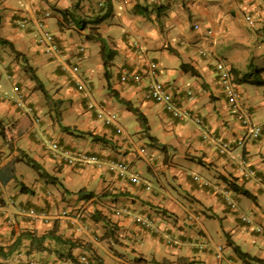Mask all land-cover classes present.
Returning <instances> with one entry per match:
<instances>
[{
	"label": "crops",
	"instance_id": "1",
	"mask_svg": "<svg viewBox=\"0 0 264 264\" xmlns=\"http://www.w3.org/2000/svg\"><path fill=\"white\" fill-rule=\"evenodd\" d=\"M72 2L0 0V38L24 56L45 91L43 95L31 81L21 90L24 102L39 117L34 122L22 109L15 108L16 97L10 96L7 88L0 90V210L12 219L8 226L0 216V246L11 245L21 231L42 235L53 228L60 238L89 245L96 256L103 258L97 236L112 230L123 243V252L155 264H226L224 259L215 258L214 251L221 246L224 256H233L226 238L241 252L260 260H237L236 264H264V86L252 85L249 79L239 83L242 103L251 123L261 126L262 136L242 149L219 155L214 139L232 140L243 133V128L228 110L211 65L198 55L200 48H208L218 57L224 51V59L234 72L242 75L254 65V70H249H260L264 79V28L256 32L261 0H156L153 4L148 0H120L117 23L107 26L111 31H116L115 25L123 28L114 38L102 36L105 19L93 21L101 13L90 0L80 4L83 14L79 16L86 27L72 21L76 18L69 15ZM114 2L110 0L107 18L115 13ZM134 5L145 7L146 16L134 13ZM46 13L45 27L47 20L55 17L57 29L53 34L59 55L44 53L35 41L24 45L13 32L36 31L32 24L25 30L16 28L14 18L23 16L33 22ZM246 15L253 20L251 26L246 23ZM194 23L213 30L215 45H209L202 32L192 30ZM92 28L117 51L107 82L99 43L86 38ZM133 41L142 54L132 52L129 44ZM79 47L84 48V54L77 55ZM4 48L0 45V74L3 71L11 85L18 84L19 62L9 64L1 59ZM119 54L123 60L116 59ZM144 60L157 63L154 80L170 83L181 92L190 118H172L161 106L143 98L142 86L119 82L122 66L139 69ZM73 63L81 70L83 91L76 89L69 73ZM148 80L145 78L143 84ZM188 90L190 98L184 95ZM86 103L115 113L114 126L105 125L88 112ZM127 106L143 115L145 129ZM194 116L201 119L202 125L195 123ZM52 142L60 147L58 152L49 149ZM63 151L93 154L103 162L69 166ZM25 157L56 182L40 178L25 163ZM117 161L126 165L122 176L109 169V163ZM131 177L138 182H132ZM228 181L248 191L254 200L226 190ZM21 185L31 193H22ZM79 190L94 196L80 200L76 195ZM45 192L52 193L51 200L46 199ZM9 201L51 215H67L43 224L17 216L16 207ZM229 202L235 204V210ZM136 218L146 219L148 228L141 227ZM103 239L111 243L110 238ZM45 244L55 247L53 241ZM26 245L25 241L8 258H0V264H17V258L32 256L54 257L45 252L27 255ZM71 253L76 256L86 251L79 246Z\"/></svg>",
	"mask_w": 264,
	"mask_h": 264
},
{
	"label": "built area",
	"instance_id": "2",
	"mask_svg": "<svg viewBox=\"0 0 264 264\" xmlns=\"http://www.w3.org/2000/svg\"><path fill=\"white\" fill-rule=\"evenodd\" d=\"M149 1L155 2V0H149ZM191 1L195 2L197 0H191ZM98 5L101 6V2H99ZM47 16L48 14L46 13L42 17L34 21L35 28L39 32L37 38V44L42 46V50L44 53L56 55L58 54V47L55 42L54 35L48 32L44 28V20ZM245 20L248 25L253 24V20L250 18V16H246ZM14 23L19 29H26L29 26V20L25 17L15 20ZM193 30L196 32H202L203 38H206L211 46L215 44L214 33L211 29L204 28L201 31L200 26L198 24H194ZM131 46L134 49H138L136 42H132ZM79 52H82V49H79ZM198 54L200 57L204 58L207 62H209V64L212 66L216 83L219 86L220 91L226 100V105L228 110L235 116V118L240 123H242L244 127L243 134L238 138L229 141L222 140L219 138L216 139L215 143L217 145L218 153L220 155H224L233 148H242L246 144L258 140L261 134V128L259 126H255L250 123L249 113L242 104L241 95L236 83L234 82L231 66L229 65V63L225 61L223 58L215 56L207 48H200L198 50ZM70 71L73 74V78L75 80L77 89L82 90L84 85L80 81V78L82 77V73L79 70L78 66L73 65ZM156 71H157V65L153 61H144L139 69L122 67L119 74V82L121 84L141 85V83L145 78H149L150 80L142 86L143 98L146 101H150L154 104L161 106L162 109L165 112L169 113L173 118L176 119L190 118L191 117L190 112L183 104V100L181 99L180 96V91L174 89L173 86L169 83L159 82L154 80L153 78L154 75L156 74ZM13 90L18 94V98L16 100V106L17 107L24 106L25 112L32 117V120L34 122H36L37 118L33 116L32 108L24 104L22 96L19 95L20 93L18 87L14 86ZM185 95L188 98H190L191 92L187 91ZM86 109L89 112H93L95 116L98 119L102 120V122L105 125H113L114 122L116 121V114L107 111L102 106H96L92 103H87ZM193 119L196 124H201V120L196 116H194ZM50 148L53 151L59 150V147L56 143H52L50 145ZM141 152H143L142 149ZM63 155H64L63 157L64 160L69 165L72 166L75 165L81 166L88 163L100 165L101 161L103 162V160L100 159L99 157L93 154H87L83 152L70 153L68 151H63ZM109 169L117 170L119 175L121 176L124 175L127 171L126 165L122 161L110 162ZM130 179L134 183L138 182L136 177H131ZM18 213L21 216L31 217V218L38 216L44 219L45 222L48 220V216L46 214L41 213L40 215H37L32 209L19 208ZM242 220L245 221L244 218H242ZM10 222L11 221L8 219L7 223ZM141 223L144 224V222ZM216 257L221 258L220 247H218L216 250ZM80 262L83 264H88L85 257H81ZM21 264H59V263L57 261H39L36 259H28L23 261Z\"/></svg>",
	"mask_w": 264,
	"mask_h": 264
},
{
	"label": "trees",
	"instance_id": "3",
	"mask_svg": "<svg viewBox=\"0 0 264 264\" xmlns=\"http://www.w3.org/2000/svg\"><path fill=\"white\" fill-rule=\"evenodd\" d=\"M101 6L97 8V13H101L100 15H96L93 21L95 23L100 22L101 20H104L107 18L111 12V3L110 0H101ZM264 3V0H261ZM83 2V0H73L72 2V9L76 11V9L80 8V4ZM153 4V3H152ZM96 9V8H95ZM132 11L134 13H139L141 15L146 16V8L145 7H140L138 5H134L132 8ZM67 14H64L66 16ZM65 17H63L64 19ZM0 20H1V15H0ZM77 25L84 27V22L82 19H76L74 21ZM86 38L88 40H95L96 42L99 43V56L100 60L102 62V68H103V77L106 80V82L109 79V68L111 66L112 60L115 58L117 55V51L110 47L107 42L99 35V33L96 32L95 29H91L90 32L86 35ZM0 45L8 47L11 52H13L14 57H18L23 63V72L29 75V79L35 84V88L38 89L43 95H45V91L42 87L41 82L39 79L36 77V75L33 72V69L28 65V62L25 60L24 56L13 50L12 44L5 40L0 38ZM182 69H185L184 65H181ZM260 70H255L251 71L249 70V66L247 67L246 72L242 73V75H239L237 72H234V77H235V82L238 84L242 82L245 79H249V83L252 85L256 86H264V79L260 76ZM124 103V102H123ZM129 111L135 115L137 121L139 124L142 126L143 129H145V118L143 115L137 111L134 108H131L127 106ZM95 140H100L99 138H95ZM25 163L28 164L33 170L36 171L38 176L40 178H43L46 182L54 184L56 182V179L54 177H51L44 173L40 166L32 161L31 159L25 157ZM228 189L234 193L240 194L243 197H246L250 200H254L253 196L243 189L241 186L236 185L235 183L228 181L226 183ZM20 191L22 193H31L29 189L26 187L22 186L20 187ZM76 195L78 196V199L80 200H90L93 198V193L91 192H83L82 190H79L76 192ZM114 232L112 230L105 231L104 234L102 235L103 238H110L112 239ZM27 242V249L25 251V254L30 255L32 252L35 253H47V254H52L54 259L59 260L63 262L64 264H79L78 262V256H73L71 251L74 247H79L85 249V251L88 253V255L91 258L96 259V264H105L104 261H102L100 258L96 257L92 249L89 247V245H84V244H79L75 243L72 241H66L65 239L60 238L55 234V229H51L50 231L43 233L42 235H37L36 231H31V230H24L19 233V235L16 237V239L13 241L11 245L8 247L4 248L0 246V258L1 259H6L10 255L14 253V251L18 250L19 247H22L23 242ZM48 241H53L55 244V247L51 248L45 243ZM226 244L231 248L233 256L231 258H234V260H239L242 262H247V261H252V262H260L259 259L255 257H251L248 254L241 252L239 248L235 245H233L229 240L226 238ZM67 246L66 251L62 250V247ZM135 262H139L138 259Z\"/></svg>",
	"mask_w": 264,
	"mask_h": 264
},
{
	"label": "rangeland",
	"instance_id": "4",
	"mask_svg": "<svg viewBox=\"0 0 264 264\" xmlns=\"http://www.w3.org/2000/svg\"><path fill=\"white\" fill-rule=\"evenodd\" d=\"M90 2H91V5L94 7V9L96 8V10H97L96 0H90ZM119 3H120V0H115V2H114V8H115L114 15L112 17H110V18H105L104 22L102 23V26L104 28L100 32H101L102 36H104V38H107V35L110 36L111 38H114V36H115L114 34L120 35L122 33V31H123V28H121V27L119 28V26H117V25H115L116 26V31H111L110 29L107 28V26L117 23L118 8H121V5ZM260 3H262L261 4L262 6L260 7V10H261L262 14H259V16L257 17L258 18V24L260 25V27L258 29H256V32H259L261 28H264V3L262 1ZM81 10H82V8H79V9H76V11L74 12V10L72 9V12H70L69 15H71V16L76 15V18L72 19V21H75L76 19H81L80 16H79L80 15L79 13L83 14V12ZM0 11H1V9H0ZM13 15L16 16L17 13H14ZM84 17L86 18L88 16H84ZM72 21H68V23H70ZM83 21H85V20H83ZM86 24L87 23L84 22V26L85 27H86ZM46 29L49 32H52V33L56 31L57 25H56V22H55V17H50L47 20ZM13 32H14L15 35L19 36L21 42L24 41V45H28L30 43H33L34 41H35V43H37V38H38L37 31H32L31 33H23L20 30H16V31H13ZM4 50L5 51H3V55L1 57V59H7V61H9V64H11L14 60L19 62L20 59L18 57H16V58L14 57L13 52H11L12 50H10L8 47H5ZM218 55L223 57V58H224V56H226L224 51H221L220 53H218ZM122 58H123V56L121 54H119L116 57V59H122ZM22 65H23V63L20 61L18 63V68H17V72L19 73V75H18L19 78H18V82H17L18 84L17 85L20 87L21 90L25 89V84H26L27 81H31L29 79V75L26 74L25 72H23V70H22L23 66ZM256 65L257 66H262L260 63H256ZM253 66L249 65V68L254 70ZM33 72H34V70H33ZM109 73H110V71H109ZM3 87L7 88L8 93H9L10 96L16 97L15 92H13V90H12L13 84L11 85V81L7 79L5 73L2 71V73L0 74V90ZM34 87H36L35 84H34ZM145 142L148 143V141L146 139H145ZM46 199H50V198L46 197ZM101 235L97 236V243L100 245L101 248H103L101 250L102 251L101 252L102 253L101 257H103L102 261H104L105 264H155L154 261L152 262V261H143V260H141L140 257L136 256V254L132 255L130 252L129 253H127L126 251L123 252L120 249L121 246L123 245V243L118 240V237L113 236L112 239H111V243H112L111 244L107 240H105L106 241L105 242L104 239L101 238ZM132 251H134V250H132ZM32 257H34V256H32ZM43 258H44V260H48V259H51L52 257H47L46 256V257H43ZM18 259H20V258H18ZM137 259H138L139 262H135ZM7 264H10V263H7Z\"/></svg>",
	"mask_w": 264,
	"mask_h": 264
},
{
	"label": "clouds",
	"instance_id": "5",
	"mask_svg": "<svg viewBox=\"0 0 264 264\" xmlns=\"http://www.w3.org/2000/svg\"><path fill=\"white\" fill-rule=\"evenodd\" d=\"M99 2H102L101 0H96V4H97V8H99L100 6L98 5V3ZM148 2L149 3H155L156 2V0H155V2H150L149 0H148ZM48 14V16H49V13H47ZM43 16V15H42ZM42 16H40V17H42ZM48 16L45 18V20L48 18ZM246 16H249V15H246ZM23 16H21V17H18V18H14V20H13V24H14V26L16 27V28H18L16 25H15V23H14V21L15 20H17V19H19V18H22ZM40 17H38V18H40ZM26 18V17H25ZM38 18H36V19H38ZM36 19H34V21L36 20ZM29 20V19H28ZM45 20H44V28L46 29V27H45ZM34 21L32 22V21H30L29 20V25L30 24H32L31 26H33L34 27V29L38 32V30L35 28V24H34ZM247 23V22H246ZM194 24H198V23H194ZM194 24H192V30H193V25ZM199 25V24H198ZM200 26V25H199ZM249 26H251V25H249ZM29 27V26H28ZM200 28H201V31L204 29V28H209V29H211L210 27H201L200 26ZM27 29V28H26ZM23 30H25V29H23ZM47 30V29H46ZM212 30V29H211ZM48 31V30H47ZM194 31V30H193ZM213 31V30H212ZM49 32V31H48ZM196 32V31H195ZM50 33H52V32H50ZM214 33V32H213ZM53 34V33H52ZM38 35H39V32H38ZM54 35V34H53ZM54 38H55V35H54ZM214 40H215V35H214ZM55 42H56V40H55ZM134 42V41H133ZM137 43V42H136ZM215 43H216V40H215ZM57 44V43H56ZM130 45V47L132 48V52H137V53H139V54H142V50H141V48L138 46V44H137V46H138V49H134L132 46H131V43L129 44ZM209 45H210V43H209ZM215 45V44H214ZM58 47V46H57ZM79 49H82V52H79ZM208 49V48H207ZM199 50V49H198ZM212 52V51H211ZM213 53V52H212ZM47 54V53H46ZM82 54H84V48H82V47H79L78 49H77V55H82ZM49 55H51V56H53L54 54H49ZM56 55H59V48H58V54H56ZM199 55V54H198ZM216 56V55H215ZM79 57V56H78ZM218 57V56H217ZM202 58V57H201ZM221 58V57H220ZM224 59V58H223ZM225 61H227L226 59H224ZM144 61H146V60H144ZM143 61V62H144ZM154 63H156L155 61H153ZM228 62V61H227ZM229 63V62H228ZM143 64V63H142ZM73 65H77L78 66V64L77 63H73L72 65H70V68H69V73H70V75H71V78H73V74L71 73V71H70V69H71V67L73 66ZM156 65H157V63H156ZM229 65H230V63H229ZM231 66V65H230ZM122 67H127V68H131V67H129V66H122ZM121 67V68H122ZM212 67V66H211ZM78 68H79V66H78ZM121 68H120V70H121ZM79 70H80V68H79ZM157 70H158V67H157ZM231 70H232V75H233V78L235 79V77H234V69L232 68V66H231ZM81 71V70H80ZM212 71H213V69H212ZM156 73H157V71H156ZM119 74H120V71H119ZM214 74V73H213ZM154 79V78H153ZM118 80H119V76H118ZM145 80V79H144ZM144 80H143V82H144ZM150 80V79H149ZM148 80V81H149ZM216 80V79H215ZM73 81H74V83H75V80H74V78H73ZM147 81V82H148ZM143 82L141 83V85L140 86H143L144 84H143ZM146 82V83H147ZM234 82H235V80H234ZM145 83V84H146ZM167 83V82H166ZM236 83V85H237V87H238V89H239V84L237 83V82H235ZM170 84V83H169ZM123 85H132V84H123ZM14 86H17L18 87V89H19V95H21L22 96V98H23V101H24V96H23V93L21 92V89H20V87L17 85V84H14L13 85V87ZM75 86H76V83H75ZM13 87H12V90H13ZM219 87V86H218ZM76 89H77V86H76ZM220 89V88H219ZM78 90V89H77ZM84 90V87H83V89L82 90H78V91H83ZM178 90V89H177ZM179 91V90H178ZM189 91V90H188ZM13 92H14V90H13ZM187 92V91H186ZM185 92V93H186ZM191 92V91H190ZM240 92V91H239ZM185 93H184V95H185ZM15 94H16V99L14 100V105H15V108L16 109H18V110H21L22 109V113L25 115V116H27L29 119H31V121H33L32 120V117L29 115V114H27L26 112H25V109H24V106H22V107H17L16 106V100H17V98H18V94L15 92ZM223 95V94H222ZM240 95H241V93H240ZM180 96H181V92H180ZM186 96V95H185ZM191 96H192V93H191ZM190 96V97H191ZM187 97V96H186ZM224 97V96H223ZM188 98V97H187ZM181 99H182V96H181ZM225 99V98H224ZM226 101V100H225ZM24 104L25 105H27V106H29V104H26L25 102H24ZM87 104V103H86ZM243 104V103H242ZM157 105V104H156ZM29 107H31V106H29ZM245 107V106H244ZM32 108V114H33V116H35L36 118H37V121L39 120V117H38V115L36 114V112H35V110H34V108L33 107H31ZM246 108V107H245ZM247 109V108H246ZM88 111V110H87ZM164 111V110H163ZM247 111H248V109H247ZM89 112V111H88ZM165 112V111H164ZM93 113V112H92ZM167 113V112H166ZM248 113H249V111H248ZM95 115V114H94ZM233 115V114H232ZM171 116V115H170ZM197 117V116H196ZM235 117V116H234ZM173 118V117H172ZM197 118H199V117H197ZM116 119H117V115H116ZM200 119V118H199ZM249 119H250V114H249ZM201 120V119H200ZM36 121V122H37ZM115 123V122H114ZM250 123H251V121H250ZM252 124V123H251ZM198 125H202V121H201V124H198ZM240 125L242 126V128H243V132H244V127H243V125H242V123H240ZM252 125H254V124H252ZM109 126H112V125H109ZM113 126H114V124H113ZM255 126H259V125H255ZM260 128H261V126H259ZM118 132V131H117ZM243 134V133H242ZM241 134V135H242ZM240 135V136H241ZM239 136V137H240ZM262 136V128H261V134H260V137ZM260 137H259V139H260ZM238 138V137H237ZM216 139H218V138H215L214 139V141L216 140ZM220 139V138H219ZM235 139V138H234ZM258 139V140H259ZM222 140H226V139H222ZM258 140H256V141H258ZM229 141V140H228ZM256 141H253V142H256ZM52 143H56V142H52ZM52 143H50V145L52 144ZM252 143V142H251ZM57 144V143H56ZM216 144V143H215ZM248 144H250V143H248ZM58 145V144H57ZM247 145V144H246ZM59 147V146H58ZM243 148V147H242ZM242 148H238V149H242ZM49 149L50 150H52L50 147H49ZM59 149H60V147H59ZM216 149H217V145H216ZM233 149H236V148H233ZM232 149V150H233ZM143 150V149H142ZM232 150H230V151H232ZM229 151V152H230ZM55 152H58V151H55ZM218 152V151H217ZM229 152H227L226 154H228ZM219 154V153H218ZM226 154H224V155H226ZM220 155V154H219ZM64 159V158H63ZM65 161V160H64ZM66 162V161H65ZM66 164L67 165H69L67 162H66ZM69 166H72V165H69ZM76 166V165H75ZM249 174H251V175H253V176H255L254 175V172L253 171H249ZM226 190H229L228 189V187H226ZM45 196L46 197H49L50 199L49 200H51L52 199V193L51 192H45ZM9 205L10 206H12V207H16L15 209H16V215L17 216H19V217H21V218H28V219H35V220H39V221H41L43 224H51V223H53L54 221H56V220H58L59 219V216L60 215H62V216H65V214L67 215V212H60L59 214H55V215H51V214H49L48 212H46V211H44V210H36V209H34V208H32V207H25V206H21V205H16L13 201H9ZM229 205H230V207L232 208V209H236V207H235V204L233 203V202H229ZM19 208H25V209H32L37 215H40L41 213H44V214H46L47 216H48V220L45 222L44 221V219H42V218H40V217H33V218H31V217H25V216H21V215H19V213H18V209ZM0 216H2L3 218H4V221L6 222V224L9 226V225H11L12 224V219L11 218H9V217H7V216H5L4 215V211H2V210H0ZM242 218H244L245 219V221H243L242 220ZM10 220L11 222L10 223H7V220ZM239 219L243 222V223H248V220L245 218V217H242V216H239ZM135 222H137L141 227H143V228H148V225H147V222H146V219H144V220H142V219H138V218H136L135 219ZM141 222H144V224H142ZM101 237H102V235H101ZM218 247H220L221 248V258H217L216 257V250H217V248ZM215 258L216 259H219V260H221V259H224L225 260V263L226 264H236V262H237V260H234V258H231L232 256H224V254H223V248L221 247V246H217L216 248H215ZM94 252V251H93ZM78 256V262H79V264H83V263H81L80 262V259H81V257H85L86 258V260H87V263L88 264H96V259H94V258H91L89 255H88V253L86 252V253H81V254H79V255H77ZM96 256V255H95ZM96 257H98V256H96ZM98 258H100V257H98ZM28 259H36V260H39V261H57L59 264H64L63 262H61V261H59V260H56V259H54L53 257L51 258V259H48V260H44V258L43 257H36V256H34V257H29V258H24L23 260H20V259H18L17 258V264H21L23 261H25V260H28ZM101 260H102V258H100Z\"/></svg>",
	"mask_w": 264,
	"mask_h": 264
}]
</instances>
